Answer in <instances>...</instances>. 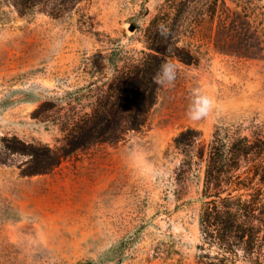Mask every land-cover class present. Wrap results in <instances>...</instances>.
<instances>
[{
    "label": "rangeland",
    "instance_id": "obj_1",
    "mask_svg": "<svg viewBox=\"0 0 264 264\" xmlns=\"http://www.w3.org/2000/svg\"><path fill=\"white\" fill-rule=\"evenodd\" d=\"M165 1L84 0L54 16L0 0V264H197L204 166L179 181L173 139L191 126L209 141L217 125L264 120V53L222 52L189 26L179 43L198 61L177 60L175 86L159 91L139 131L79 147L51 170L6 146H22L14 135L63 145L118 69L144 54ZM228 3L248 7L264 37V0ZM194 87L215 101L198 122L185 115Z\"/></svg>",
    "mask_w": 264,
    "mask_h": 264
},
{
    "label": "trees",
    "instance_id": "obj_2",
    "mask_svg": "<svg viewBox=\"0 0 264 264\" xmlns=\"http://www.w3.org/2000/svg\"><path fill=\"white\" fill-rule=\"evenodd\" d=\"M7 1L21 14L38 9L62 16L84 0ZM189 26L195 38L210 39L222 52L264 53V37L248 7L233 8L228 0H166L146 28L144 54L118 69L93 110L76 119L63 145L27 143L14 135L12 139L22 146L7 148L41 157L44 170H51L79 147L118 142L142 129L158 98L152 77L162 60L172 59L176 66L177 60L198 61L191 47L179 43ZM173 142L184 155L177 168L179 181L195 164L204 166L203 239L197 264H264V120H252L246 127L244 123L217 125L209 141L190 126Z\"/></svg>",
    "mask_w": 264,
    "mask_h": 264
},
{
    "label": "clouds",
    "instance_id": "obj_3",
    "mask_svg": "<svg viewBox=\"0 0 264 264\" xmlns=\"http://www.w3.org/2000/svg\"><path fill=\"white\" fill-rule=\"evenodd\" d=\"M161 36L166 37V32L161 31ZM178 69L172 59L164 58L152 77L157 91L171 89L175 86ZM189 103L185 112L186 118L198 122L209 118L215 110V101L207 95L201 87H194L189 92Z\"/></svg>",
    "mask_w": 264,
    "mask_h": 264
}]
</instances>
